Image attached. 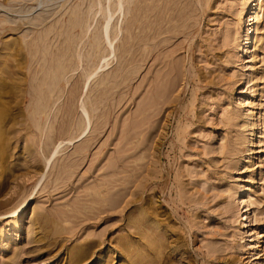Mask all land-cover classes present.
I'll use <instances>...</instances> for the list:
<instances>
[{
	"label": "rangeland",
	"instance_id": "1",
	"mask_svg": "<svg viewBox=\"0 0 264 264\" xmlns=\"http://www.w3.org/2000/svg\"><path fill=\"white\" fill-rule=\"evenodd\" d=\"M0 133V264H264V0H0Z\"/></svg>",
	"mask_w": 264,
	"mask_h": 264
},
{
	"label": "bare ground",
	"instance_id": "2",
	"mask_svg": "<svg viewBox=\"0 0 264 264\" xmlns=\"http://www.w3.org/2000/svg\"><path fill=\"white\" fill-rule=\"evenodd\" d=\"M115 11V10H114ZM107 15V14H106ZM108 22V21H107ZM108 27H107V23H106V25H105V27H104V30H106ZM101 30V29H100ZM106 32V31H105ZM105 35H107V33H105ZM102 36H103V34H102ZM106 37V36H105ZM104 38V37H103ZM106 39V38H105ZM105 41V40H104ZM12 48V47H11ZM104 53V52H103ZM109 56V55H108ZM106 60V59H105ZM107 61V60H106ZM105 61V62H106ZM108 64V63H107ZM95 70V69H94ZM94 72V71H93ZM95 73V72H94ZM94 73H93V75H94ZM91 74V73H90ZM88 75V74H87ZM91 77V76H90ZM88 79V78H87ZM41 90V89H40ZM51 93V92H50ZM47 94V93H46ZM45 104V103H44ZM44 104H43V106H44ZM44 109V108H43ZM39 113V112H38ZM38 119H39V117H38ZM35 123V122H34ZM35 126H37V125H35ZM80 128V127H79ZM77 131V130H76ZM0 137H2L1 136V133H0ZM74 137H72V139H73ZM71 140V139H70ZM62 142V141H61ZM59 144H62V143H60V142H58ZM58 145V144H57ZM55 147V146H54ZM53 147V148H54ZM52 148V149H53ZM60 148H58V150H59ZM54 150H57V149H53V152H54ZM49 152V151H48ZM56 152V151H55ZM54 152V153H55ZM52 153V152H51ZM57 153V152H56ZM55 155V154H54ZM47 156H50V154L49 155H47ZM51 156H52V154H51ZM53 157V156H52ZM48 158V157H47ZM48 159H51V157L50 158H48ZM47 159V160H48ZM46 160V161H47ZM47 162H49V161H47ZM124 182V181H123ZM122 182V183H123ZM107 199V198H106ZM242 200H239V203L237 204L238 206H239V208L240 209H244V211L242 212V214L240 215V217H243L241 220H238V223L242 226V227H245V226H247V223L250 221V218H251V216L249 215V204H247L246 202H245V200H244V198H241ZM25 200V199H24ZM94 200V199H93ZM92 200V201H93ZM96 200V199H95ZM98 202V201H97ZM97 202L95 201H93V203H96L97 204ZM23 205H24V203H23ZM22 205V206H23ZM98 205H99V203H98ZM96 208V207H95ZM97 210V209H96ZM10 215V214H9ZM8 215V216H9ZM65 220V219H64ZM69 221V220H68ZM86 245H91L92 243L90 242V241H87L86 243H85ZM80 253H86V251L84 250V251H80ZM83 258V257H82Z\"/></svg>",
	"mask_w": 264,
	"mask_h": 264
}]
</instances>
